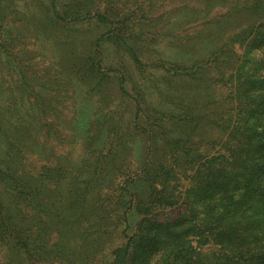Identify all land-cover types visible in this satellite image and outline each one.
Returning <instances> with one entry per match:
<instances>
[{"label":"rangeland","instance_id":"374dc122","mask_svg":"<svg viewBox=\"0 0 264 264\" xmlns=\"http://www.w3.org/2000/svg\"><path fill=\"white\" fill-rule=\"evenodd\" d=\"M228 10L221 0H0V264H112L121 240L148 249L177 212L158 207L146 164L166 147V164L177 157L167 142L193 143V61L226 41L206 29ZM183 87L191 102L170 107ZM205 123L201 133L223 138ZM85 182L103 220L97 245H113L98 263L68 225Z\"/></svg>","mask_w":264,"mask_h":264},{"label":"trees","instance_id":"16d2710c","mask_svg":"<svg viewBox=\"0 0 264 264\" xmlns=\"http://www.w3.org/2000/svg\"><path fill=\"white\" fill-rule=\"evenodd\" d=\"M221 2L228 13L206 30L228 37L193 61V143L167 142L178 150L168 164L162 144L159 159L146 164L145 181L158 207L177 216L165 217L148 249L121 240L112 264H264V0ZM223 21L236 30L228 34ZM182 93L167 104L188 105L192 96L186 87ZM205 120L212 130L224 128L222 139L204 135ZM94 185L86 183L80 216L68 225L80 232L74 244L85 262L98 263L107 246L97 245L103 220L90 203ZM113 232H107L111 240ZM61 240L58 234L54 244Z\"/></svg>","mask_w":264,"mask_h":264}]
</instances>
